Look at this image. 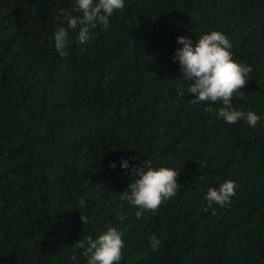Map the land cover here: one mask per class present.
Listing matches in <instances>:
<instances>
[{
  "label": "trees",
  "instance_id": "obj_1",
  "mask_svg": "<svg viewBox=\"0 0 264 264\" xmlns=\"http://www.w3.org/2000/svg\"><path fill=\"white\" fill-rule=\"evenodd\" d=\"M74 6L0 0V264H86L72 244L110 227L125 242L119 264H264V0H125L85 44L69 30L61 57L59 13ZM211 30L252 67L231 106L256 126L178 94L190 82L177 38L195 45ZM144 160L180 170L179 188L138 219L119 197ZM228 179L231 203L205 211L208 189Z\"/></svg>",
  "mask_w": 264,
  "mask_h": 264
},
{
  "label": "clouds",
  "instance_id": "obj_2",
  "mask_svg": "<svg viewBox=\"0 0 264 264\" xmlns=\"http://www.w3.org/2000/svg\"><path fill=\"white\" fill-rule=\"evenodd\" d=\"M124 6L125 0H75L72 10L61 9L59 15L63 16L66 27L61 26L54 33L55 48L59 55L67 57L69 54V30H75L79 26L76 40L83 45L91 38V27L101 25L107 29L110 17ZM177 41L183 47L176 50L173 59L179 61L184 80L190 82L186 92L178 89V94H192V104L221 103L223 106L218 110V117L229 125L246 119L250 126H256L260 117L255 112H244L231 106L235 94L244 89L249 81L252 67L233 59V44L226 35L219 30H211L200 35L195 45L185 36H179ZM205 111L213 112L214 109L207 107ZM121 166L129 168V160L124 159ZM110 167L115 168L116 164L113 162ZM131 172L134 178L119 198L139 209L135 212L138 219L143 217L145 211L155 213L165 201L177 195L180 170L170 167L155 168L151 161L144 160L140 166H131ZM236 188L237 185L231 179L225 180L218 188H209L204 197L205 211L211 209V214L216 215L213 205H229L236 194ZM81 221L83 224L88 223V218L82 213ZM160 244V239L155 235L150 238L153 251L158 250ZM124 247L121 232L116 227H110L96 239L87 237L75 241L72 244L74 254L70 259L76 261V254L79 253L85 258L86 264H119Z\"/></svg>",
  "mask_w": 264,
  "mask_h": 264
}]
</instances>
